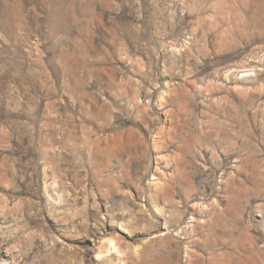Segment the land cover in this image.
Instances as JSON below:
<instances>
[{"label":"rangeland","instance_id":"rangeland-1","mask_svg":"<svg viewBox=\"0 0 264 264\" xmlns=\"http://www.w3.org/2000/svg\"><path fill=\"white\" fill-rule=\"evenodd\" d=\"M0 264H264V0H0Z\"/></svg>","mask_w":264,"mask_h":264},{"label":"bare ground","instance_id":"bare-ground-1","mask_svg":"<svg viewBox=\"0 0 264 264\" xmlns=\"http://www.w3.org/2000/svg\"><path fill=\"white\" fill-rule=\"evenodd\" d=\"M113 249H114V250H117V251H119V252H120V250H119V248L117 247V245H116V244H114V245H113Z\"/></svg>","mask_w":264,"mask_h":264}]
</instances>
